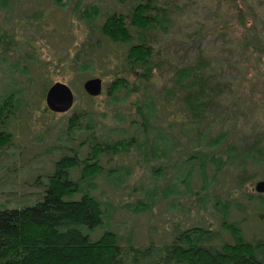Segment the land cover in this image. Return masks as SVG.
Wrapping results in <instances>:
<instances>
[{
    "label": "rangeland",
    "instance_id": "rangeland-1",
    "mask_svg": "<svg viewBox=\"0 0 264 264\" xmlns=\"http://www.w3.org/2000/svg\"><path fill=\"white\" fill-rule=\"evenodd\" d=\"M160 1L169 18L164 27L157 25L149 35L157 37L152 45L167 61L161 68L152 69L153 76L138 90L131 88L137 77L134 71L127 85L111 88L117 78L115 70L122 67L117 57L125 46L109 42L90 28L81 14L90 4L100 12L116 8L125 13L131 6L129 0H80L79 9L73 4L75 0L0 1V34L7 35L6 50L0 52V94L16 92L23 102L19 112L7 120L9 139L0 147V207L35 200L41 191L36 180L43 181L50 175L62 154L70 156L76 150L83 159L89 156V146L94 143L90 139L98 141L100 137L113 142L136 134L137 142L129 149L100 154V171L80 182L104 209L102 224L91 233L94 238L110 229L121 241L131 237L138 243L147 242L150 236L170 240L175 225L185 228L199 224L220 231L222 213L227 221L241 222L247 237L264 235V196H255L253 188L258 179L264 178V159H248L240 149L231 156L225 153L220 130L227 127L216 124L220 113L199 140L197 131L187 133L184 121L173 120L176 107L182 110L173 98L169 105L173 108L163 111L156 105L160 95L170 88L167 80L174 69L193 64L198 55L213 60L220 68V62L229 56L228 49L232 50L231 33L238 36L239 18H251L252 9L260 14L256 8L264 7V0ZM239 59L243 60L240 53L230 55L224 72L239 74L241 64H235ZM36 71L42 75L34 82ZM260 71L255 76L264 82V71ZM93 76L102 80V91L95 96L82 87L83 81ZM44 80L48 82L46 88L54 81L71 87L74 101L69 110L44 109L45 92L38 84ZM246 85L242 91L249 92L254 102L247 101L246 107L237 108L241 123L237 132L230 130L227 136L249 137L264 129L263 117L258 121L251 117L253 104L264 115V89L254 87L251 91ZM73 113L76 125L68 130V117ZM143 116L153 125L147 132L140 124ZM181 125L185 130L180 132ZM144 139L149 141V150L145 149ZM185 144L194 145L201 157L185 162L189 155V149L182 147ZM82 166L80 163L70 170L73 179L79 181ZM202 168L208 177L214 176L203 201L199 200V189L205 180ZM241 174L242 182L236 178Z\"/></svg>",
    "mask_w": 264,
    "mask_h": 264
},
{
    "label": "trees",
    "instance_id": "trees-1",
    "mask_svg": "<svg viewBox=\"0 0 264 264\" xmlns=\"http://www.w3.org/2000/svg\"><path fill=\"white\" fill-rule=\"evenodd\" d=\"M0 1L5 4L7 0ZM129 1L131 6L125 13L116 8L100 12L99 8L91 4L85 5L81 11L85 21L92 26L90 28H95L109 42L125 46L117 57L122 67L115 70L117 78L111 84L114 90L128 84L127 78L132 71L137 77L133 78L131 88L138 90L151 79L152 69L161 68L162 62L167 61L152 45V42H157V37L152 38L154 36L149 35L157 25L164 27L169 18L163 1ZM240 1L243 3L246 0ZM73 4L77 8L80 0H75ZM256 9H260V14L252 9L249 14L251 18H239L240 30L236 31L238 36L231 33L229 39L232 50L229 48L227 55L240 53L243 56V60L235 62L241 64L239 74L224 72L227 67L224 64H228L229 56L220 62L219 68L213 60L209 61L198 55L193 64L174 69L172 78L167 80L170 88L165 95H160L156 105L157 109L164 111L165 108H173L169 105L174 99L181 105L182 110L175 106L177 111L173 120L182 123L184 121L187 133L197 131L199 140L202 139V131H207L215 123L214 116L220 113V122L216 124L227 127L226 130H220V142H225V153L231 156L236 149H240L248 159L262 161L264 129L249 137L227 136L230 130L237 132L236 128L241 123L237 108L246 107L247 101L254 102L249 92L243 93L246 84H249L251 91L254 87L264 89V82H260L255 76V73H261V69L264 71V7L258 5ZM223 28L226 30L228 26ZM132 30L135 33H132ZM6 38L5 32H2L0 52L6 50ZM157 58L160 60H156ZM41 75L42 73L36 71L32 76L34 82ZM38 84L44 93L48 82L44 80ZM2 94L0 147L9 139L7 120L15 116L23 106L16 92L8 91ZM75 115L73 113L68 117V130L70 126L76 125ZM251 117L256 121L264 118L263 112L255 107V104L251 106ZM143 118L140 124L143 131L147 132L153 125L148 122V118ZM184 126H180V132ZM96 139H90L94 143L89 146L88 157L79 158L76 150H73L70 156L62 154L55 161L53 172L46 175L43 181L36 180L41 191L35 200L16 206L0 207V264H264V235L258 238L247 237L241 222L227 221L224 218L226 214L223 213L220 214V231L199 224L185 228L175 225L170 240L149 235L147 242L138 243L131 237L121 241L110 229H104L94 238L91 233L102 224L104 209L101 201L82 188L80 182L95 177L100 171V154L110 150L119 152L129 149V146L137 142V136L135 134L131 138H121L113 142H107L100 137V140ZM148 142L144 139L146 150H149ZM182 147L189 149L185 162L201 157L194 151V145L185 144ZM80 163H83V166L78 181L72 178L70 170ZM200 165L203 166L202 163ZM219 169L220 167L217 168ZM205 173L202 168L201 176L205 180L199 189V192H202L199 198L201 201L207 194L205 191L210 185L209 181L214 179V176L208 177ZM243 176L241 174L236 178L239 177L242 182ZM254 195L264 196L256 191ZM261 230L264 234V225Z\"/></svg>",
    "mask_w": 264,
    "mask_h": 264
},
{
    "label": "water",
    "instance_id": "water-1",
    "mask_svg": "<svg viewBox=\"0 0 264 264\" xmlns=\"http://www.w3.org/2000/svg\"><path fill=\"white\" fill-rule=\"evenodd\" d=\"M82 87L89 95H98L102 91V80L98 76L89 77L83 81ZM44 101L50 111L65 112L73 105L74 94L67 83L54 81L46 88ZM253 188L258 193H264V178L258 179Z\"/></svg>",
    "mask_w": 264,
    "mask_h": 264
}]
</instances>
